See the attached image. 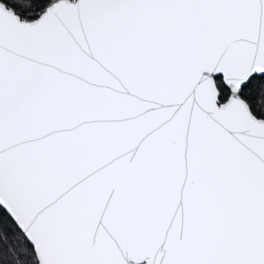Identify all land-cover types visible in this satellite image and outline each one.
<instances>
[{"label": "snow or ice", "instance_id": "1", "mask_svg": "<svg viewBox=\"0 0 264 264\" xmlns=\"http://www.w3.org/2000/svg\"><path fill=\"white\" fill-rule=\"evenodd\" d=\"M0 264H264V0H0Z\"/></svg>", "mask_w": 264, "mask_h": 264}]
</instances>
